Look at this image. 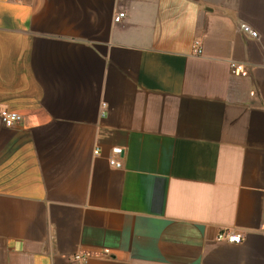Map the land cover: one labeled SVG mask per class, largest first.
Segmentation results:
<instances>
[{
  "label": "crops",
  "instance_id": "crops-1",
  "mask_svg": "<svg viewBox=\"0 0 264 264\" xmlns=\"http://www.w3.org/2000/svg\"><path fill=\"white\" fill-rule=\"evenodd\" d=\"M0 108V264H264V0H0Z\"/></svg>",
  "mask_w": 264,
  "mask_h": 264
},
{
  "label": "built area",
  "instance_id": "built-area-1",
  "mask_svg": "<svg viewBox=\"0 0 264 264\" xmlns=\"http://www.w3.org/2000/svg\"><path fill=\"white\" fill-rule=\"evenodd\" d=\"M125 18H126V13L121 12L115 17L114 21L119 23ZM242 32L247 38L258 39L259 36L258 33L255 30H253L249 25H242ZM194 53L198 56L203 54V48L200 41L195 42ZM231 71L232 74L237 77H241V78L248 77V69L244 64L232 63ZM0 120L7 128H12L20 124L23 120V117L16 112H12L7 109L0 108ZM95 154H99V151H96ZM112 154L113 157L109 159L110 166L115 169H122L123 150L121 148H114L112 150ZM217 241L227 242L230 244H239L242 241V235L233 230L224 229L218 235ZM109 256H110L109 250H105L102 253L83 252L74 255L72 257V262L87 264L91 259H107Z\"/></svg>",
  "mask_w": 264,
  "mask_h": 264
}]
</instances>
